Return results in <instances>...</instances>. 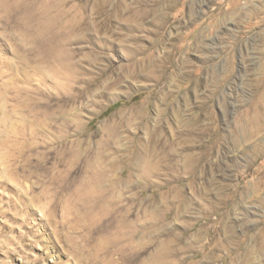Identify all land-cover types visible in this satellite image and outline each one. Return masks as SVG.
<instances>
[{"label":"rangeland","instance_id":"obj_1","mask_svg":"<svg viewBox=\"0 0 264 264\" xmlns=\"http://www.w3.org/2000/svg\"><path fill=\"white\" fill-rule=\"evenodd\" d=\"M155 106L190 130L191 181L179 140L174 170L147 171ZM140 112L147 128L126 121ZM115 246L129 264H264V0H0V264H120Z\"/></svg>","mask_w":264,"mask_h":264},{"label":"bare ground","instance_id":"obj_2","mask_svg":"<svg viewBox=\"0 0 264 264\" xmlns=\"http://www.w3.org/2000/svg\"><path fill=\"white\" fill-rule=\"evenodd\" d=\"M103 8V7H102ZM38 27V26H37ZM77 28V27H76ZM40 32V31H39ZM38 33V32H37ZM41 35V34H40ZM128 38V37H127ZM130 41H131V43H133V46L131 47H129L128 48V52H127V57L128 58H131L132 57V55L133 54H135L137 51H138V46L136 45V43L138 42V40L134 37V38H130L129 39ZM49 44V43H48ZM40 46V45H39ZM50 48V47H49ZM63 48V47H62ZM61 49V48H60ZM153 49V48H152ZM151 49V51L146 55V58H145V60H143V64H145L146 62H151L152 60H154L153 58H155L154 57V50H152ZM46 51V50H45ZM63 51V50H62ZM53 52H54V50H53ZM56 52V51H55ZM40 53V52H39ZM52 55V54H51ZM156 55V54H155ZM55 56H57V54L55 53ZM65 56V59H64V61L62 62V64H61V67H63L64 69L66 68V65H67V57H68V54H65L64 55ZM167 56H169V55H167ZM55 58H57V57H55ZM58 59H59V57H58ZM55 60V59H54ZM53 60V61H54ZM158 60V59H157ZM168 60V59H167ZM157 62V61H156ZM168 62V61H167ZM47 65V64H46ZM157 67H158V65H148V66H146V68H147V76H149V78H152V79H154L156 82H158V81H160L162 78H167V79H169L168 80V83L167 84H169V81H171V79H173V77L172 76H174L173 74L170 76V74H168V75H166V76H164V74H161V72L157 69ZM161 69V68H160ZM166 69V68H165ZM51 72V71H50ZM56 72V71H55ZM166 72V71H165ZM171 73V72H170ZM136 75V72H135V66L133 65V64H128V65H126L125 66V74L123 75V77L124 78H127V79H129V78H132V77H134ZM157 79H158V81H157ZM167 79H165L166 81H167ZM116 81H117V79H115ZM164 80V81H165ZM155 81H153V82H155ZM163 83V82H162ZM164 83H166V82H164ZM176 83V82H175ZM110 84L112 85V82H110ZM172 84V83H171ZM151 85H153V84H151ZM179 85V84H178ZM160 86V85H159ZM108 87H111L110 85L108 86ZM158 87V86H157ZM156 87V88H157ZM162 87V86H161ZM160 87V88H161ZM158 92V91H157ZM167 93V92H166ZM164 95V94H163ZM166 96V95H165ZM160 97V96H159ZM158 97V98H159ZM164 97V96H163ZM150 99H151V97H150ZM154 99V98H153ZM161 100V99H160ZM154 101V100H153ZM152 101V102H153ZM158 101V100H157ZM159 102V101H158ZM154 103V102H153ZM162 103V102H161ZM152 106H154V105H152ZM163 106V105H162ZM156 107V108H155ZM154 108H155V112H156V116H157V120H158V122H162V123H160V124H158L157 126H156V128H155V132H156V135L159 133V131H160V129L162 128V131L160 132L161 134L159 135V136H150L149 137V142H151L150 143V146L152 145L153 147H152V151H151V153H152V157H153V162H151V164L147 167V171H148V173H149V175H151L150 177H152V175L155 173V174H157V172H159V170L160 169H165V170H174L175 169V166H174V163H173V161L175 160V158H176V152H175V149H174V146L176 145V144H178V140L180 141V143H183V149H185V148H188V150H187V153H185L184 155H183V166H181V170L182 171H184V173H185V175L187 176V178H188V180L189 181H191L192 179H194L195 177H196V170H198V168H199V166H198V164L201 162V159H202V156H199L197 153H195V152H193V151H191L192 150V138H191V136H190V130L189 131H177V130H173L172 128H171V126H170V123H169V120L168 119H166L165 120V116L168 114H166V111L164 110V109H161V108H159V106L157 107V106H155ZM176 110V109H175ZM139 111V110H138ZM173 111V110H172ZM171 112V111H170ZM175 112V111H174ZM179 112V111H178ZM137 113V112H136ZM132 114V113H131ZM146 114V113H145ZM135 114H132V116H127L126 117V121L127 120H132L133 119V117L134 118H137L138 116V118L139 119H141L139 122H140V124H139V126L141 125L143 128H147L146 126V124H145V122H146V119H147V115L145 116L144 114H142L141 112L139 113V115L137 114V116L135 115ZM171 115V114H170ZM176 115V114H175ZM175 115H173V120L174 121H177V119H176V117H175ZM153 117V116H152ZM168 117V116H167ZM124 121V120H123ZM133 121V120H132ZM171 121V120H170ZM136 123V122H135ZM192 123V122H191ZM176 124V123H175ZM131 124H129V126H130ZM149 125V124H148ZM133 126V125H132ZM176 126V125H175ZM193 126V125H192ZM173 127V126H172ZM182 127V126H181ZM180 127V128H181ZM125 128V127H124ZM128 128V127H127ZM134 129H135V127H134ZM168 129V130H167ZM142 130V129H141ZM148 130V129H147ZM164 130V131H163ZM184 130V129H183ZM148 132V131H147ZM158 132V133H157ZM112 133V132H111ZM202 133V132H201ZM154 134V133H153ZM201 136V135H200ZM108 137V136H107ZM109 139H110V137H109ZM108 141H110V140H108ZM194 145V144H193ZM148 147V146H147ZM209 147V146H208ZM208 147L207 148H205V149H208ZM99 148V147H98ZM97 147H94L93 149H91V150H89L88 152H87V159L90 157V158H93V160L94 161H98V159L100 160L101 158L99 157V152L97 151V149H98ZM194 149V148H193ZM213 152V151H212ZM198 155V156H197ZM102 156V155H101ZM180 157V156H179ZM82 159V158H81ZM154 159H156V161H154ZM85 160V159H84ZM179 160V159H178ZM181 160V159H180ZM86 161V160H85ZM85 161H83V164H84V162ZM143 161V160H142ZM103 163V162H102ZM101 163V164H102ZM83 164H81V166H84ZM99 164V163H98ZM100 164V165H101ZM103 165V164H102ZM178 165V164H177ZM177 167V166H176ZM93 169V168H92ZM200 169V168H199ZM177 170V169H176ZM94 171V170H93ZM99 171V170H98ZM96 176H98V172L97 171H94L93 172ZM181 173V172H180ZM175 175V174H174ZM100 176V175H99ZM94 183V182H93ZM96 185V184H95ZM94 187V186H93ZM190 187V186H189ZM100 188V187H99ZM110 189V188H109ZM172 189H173V187H172ZM200 189V188H199ZM196 191V190H195ZM90 192V191H89ZM87 194V193H86ZM97 194V193H96ZM205 193H203V194H198L201 198H203V199H205V195H204ZM84 195V194H83ZM95 195V194H94ZM162 195V194H161ZM168 195V194H167ZM176 195V194H175ZM101 196V195H100ZM103 196H104V194H103ZM88 197V196H87ZM106 198V197H105ZM108 198V197H107ZM171 198V197H170ZM190 198H191V196H190ZM88 199V198H87ZM176 199H177V197H176ZM179 199V198H178ZM100 200V199H99ZM184 200V199H183ZM189 200H191V199H189ZM106 201V200H105ZM174 201V200H173ZM177 201V200H176ZM159 202V201H158ZM195 202H196V200H195ZM198 202V201H197ZM217 202V201H216ZM215 202V203H216ZM113 203V202H112ZM154 203V202H153ZM169 203V202H168ZM203 203V202H202ZM201 203V204H202ZM173 204V203H172ZM199 204V203H198ZM106 205V204H105ZM174 205V204H173ZM203 205V204H202ZM205 205H206V203H205ZM211 205V204H210ZM216 205H218V204H216ZM220 205V204H219ZM172 206V205H171ZM224 206V205H223ZM174 208V207H173ZM178 207H176L175 209H177ZM203 208V207H202ZM208 208V207H207ZM221 208H222V206H221ZM211 209V208H210ZM173 210V209H172ZM208 210V209H207ZM202 212V211H201ZM176 213V212H175ZM212 214V213H211ZM218 214V213H217ZM213 215V214H212ZM154 216V215H153ZM216 216V215H215ZM217 217V216H216ZM173 219V218H172ZM214 219H218V217L217 218H214ZM121 222V221H120ZM119 222V223H120ZM161 222V221H160ZM129 225H130V223H129ZM128 226V225H127ZM127 226H126V228H127ZM131 226V225H130ZM208 226V225H207ZM129 227V226H128ZM151 227H152V225H151ZM136 229H138V228H136ZM156 229V228H155ZM200 229H204V230H206L207 232L208 231H211V234H212V239H214V237H215V232H216V229L215 228H213V227H211V228H207V227H201V228H199L198 229V233L200 232ZM117 231H118V229H116ZM116 230H114L115 232H116ZM125 231V230H124ZM129 231H131L132 232V230H130L129 229ZM155 231V230H154ZM222 231V230H221ZM127 232V231H126ZM130 232V234H134V233H136V231L135 232H132L131 233ZM150 232V231H149ZM148 231H147V233H149ZM226 234H228V232L227 231H224ZM146 233V232H145ZM201 234H202V232H200ZM116 234V233H115ZM126 235H124L123 237L124 238H127V239H129V236H131L129 233H128V235H127V233H125ZM132 234V235H133ZM144 234V233H143ZM117 235V234H116ZM194 235V234H193ZM192 235V236H193ZM195 235H196V238L194 239L195 240V242H196V239H198L199 240V238L201 237H199V235L198 234H196L195 233ZM121 235H119V237H120ZM140 236V235H139ZM143 236V235H142ZM108 237V236H107ZM118 237V238H119ZM122 237V236H121ZM144 237V236H143ZM195 237V236H194ZM199 237V238H198ZM113 238H114V236H113ZM113 238H111L112 240H113ZM116 238V237H115ZM230 238V237H229ZM112 240H111V242H112ZM117 240V239H116ZM130 241H131V239H129ZM182 240V239H181ZM118 241V240H117ZM116 241V242H117ZM121 241H123L122 239H121ZM121 241H119V242H121ZM126 241V240H125ZM155 241H156V239H155ZM200 241V240H199ZM218 241V240H217ZM114 242V241H113ZM105 243V242H104ZM122 243V242H121ZM148 243V242H147ZM153 243H156V242H153ZM152 243V244H153ZM186 243V242H185ZM99 244V243H98ZM107 244V243H106ZM112 244V243H111ZM115 244V243H114ZM123 245V244H122ZM186 245V244H185ZM217 245H222V244H220V243H217ZM108 246V245H107ZM120 246V245H119ZM154 246V245H153ZM171 246V245H170ZM101 247H102V245H101ZM116 247V246H115ZM156 247V246H155ZM158 247V246H157ZM189 248V247H188ZM222 248V247H221ZM100 249V248H99ZM98 249V250H99ZM106 249V248H105ZM109 249V248H108ZM116 249H117V251H115L116 252V254H117V259L115 260V261H117L118 262V260H120L121 262H120V264H129L130 263V260L131 259H133L134 257H132V256H125L124 254H123V252L122 251H120V250H118V248L116 247ZM121 249V248H120ZM160 251L157 253V255H155V256H153L152 257V259L153 260H155L156 262H159L160 260H163V257L165 256V252H164V250H163V248H162V246L160 247ZM110 250V249H109ZM112 250V249H111ZM115 250V249H114ZM122 250H125V249H123V247H122ZM111 252V251H110ZM176 252V251H175ZM175 252H173L174 254L173 255H175ZM150 254V253H149ZM172 254V253H171ZM105 256V255H104ZM108 256V255H107ZM111 258V257H110ZM112 260H114V259H112Z\"/></svg>","mask_w":264,"mask_h":264}]
</instances>
